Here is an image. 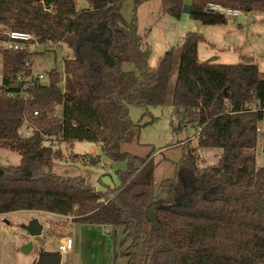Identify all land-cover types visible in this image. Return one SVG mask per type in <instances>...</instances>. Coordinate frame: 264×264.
I'll return each mask as SVG.
<instances>
[{"label": "trees", "instance_id": "obj_1", "mask_svg": "<svg viewBox=\"0 0 264 264\" xmlns=\"http://www.w3.org/2000/svg\"><path fill=\"white\" fill-rule=\"evenodd\" d=\"M124 1L0 0V39L2 30L23 29L40 45L62 43L70 51L61 70L50 68L21 92L13 88L15 79L30 73L37 51L0 50V147L20 156L17 165L0 166V214L41 210L108 225L114 257L128 264H264V165H255L264 71L244 56L231 64L201 61L198 44L204 39L189 30L170 91L175 50L150 66L151 49L137 32L136 13L147 0H131L129 18L122 13ZM160 2L163 14L182 15L185 0ZM208 3L264 13V0H190L189 18L226 24L228 17ZM169 95L179 124L196 131V146L160 181L171 196L154 207L155 225L145 217L154 201L152 152L138 156L120 145L141 127L129 106H164ZM55 105L61 106L60 119L52 116ZM24 120L36 126L29 136L18 132ZM54 141L94 142L107 158L125 161L115 171L118 184L101 191L82 176L55 173L52 164L62 151ZM202 148L221 149L216 163L197 166Z\"/></svg>", "mask_w": 264, "mask_h": 264}, {"label": "rangeland", "instance_id": "obj_2", "mask_svg": "<svg viewBox=\"0 0 264 264\" xmlns=\"http://www.w3.org/2000/svg\"><path fill=\"white\" fill-rule=\"evenodd\" d=\"M81 5L85 2L80 1ZM79 4V5H80ZM131 0H125L122 4V13L129 18L132 10ZM167 16V22L159 21L158 27L151 33H147L151 53L150 66L156 64V58L163 54L165 43H162L164 32L170 28L169 23L173 17ZM244 17L243 21L239 17ZM171 19V20H170ZM169 21V22H168ZM229 24L212 33L200 28L199 32L212 40H203L199 44V59L205 62L237 63L242 57H250L258 68L264 71V13L247 12L239 16H230ZM220 25V24H218ZM212 27V26H209ZM174 29V28H173ZM2 30V34L6 31ZM195 30V29H194ZM34 40L25 46L27 50H36L30 58L31 70L34 74L41 73L52 67L62 69L63 58L70 51L63 45H31ZM34 47V48H33ZM33 49V50H32ZM176 54L175 65L170 79V91L176 77L179 48L174 49ZM130 67V64L126 65ZM129 116L132 121L141 125L136 136L128 142H123L120 149L131 154L144 156L152 152L154 158V171L152 177L151 197L153 202H161L170 198L171 193L162 188L161 180L173 175V166L183 156L188 147H195L196 141L192 138L185 141V137L193 133L189 128H183L179 124L178 117L173 114L169 100L164 106L143 108L137 105L129 106ZM62 151L60 159L53 161L52 170L63 176H82L86 183L96 190H105L106 186L118 184L115 171L125 167V161L111 160L104 156L99 144L90 141H74L71 145L57 143ZM219 148H202L198 150L199 168L216 163L220 155ZM78 155L73 157V155ZM19 154L16 151L0 147V166L17 165ZM255 165H264V119L259 124L257 132V144L255 148ZM32 219H37L42 226V232L38 236H31L24 230V226ZM70 215L64 217L55 213L41 210H17L0 214V264H33L41 249L56 250L62 236H71L74 240V250L61 254L60 264H128L121 256L113 255V235L103 236L101 229L96 224L89 228L87 224L73 222ZM120 231L117 238H121ZM75 240L77 244L75 245ZM31 242L32 248L25 254L20 247ZM145 241L142 242L141 248ZM119 248V247H117ZM120 249V248H119ZM142 260L139 261L141 264Z\"/></svg>", "mask_w": 264, "mask_h": 264}, {"label": "crops", "instance_id": "obj_3", "mask_svg": "<svg viewBox=\"0 0 264 264\" xmlns=\"http://www.w3.org/2000/svg\"><path fill=\"white\" fill-rule=\"evenodd\" d=\"M78 3L80 4L81 2H78ZM185 3L190 4V0H185ZM83 5L84 4H82L81 6H83ZM136 13H137V32L142 36L144 43L149 45V43H152L153 40H151V39L149 40V38L147 37V33H151L154 30V28L158 27L160 20H163V22H167V20H169V19H167L166 14H163L161 11L160 0H147V1L139 4L137 6ZM239 20L243 21L244 17L240 16ZM171 22H173V23H169L170 28H167L166 31L164 32V35H163L162 43H165L163 50H162L163 54L169 49H178L181 46V43H182V40H183L185 33L189 30H194V29L203 37L204 40L209 41V45H214V43L211 44L212 40H209L208 37L203 36L204 34L199 32V29L200 28H204V29L206 28L208 33H210L211 31L213 33L216 30H220L219 28L226 27L229 24L228 21L226 24H220V25H218V24H214V25L202 24L198 21L192 20L191 18H189L188 14H185V13H182V15L177 19L173 18L171 20ZM209 26H212V27H209ZM199 44H198V57H199ZM160 56H161V54L158 56V58ZM158 58H156V62H157ZM182 127L187 128L188 126H182ZM189 128H191L193 130V133L189 134V136H186L184 139H185V141H187L189 139V142H191L192 138L195 139L196 131L194 130V128H192L190 126H189ZM173 172H174V166H173ZM57 215L62 216V217L66 216V215H60V214H57ZM75 223L80 224V222H75ZM81 224L89 225L90 229L92 228V225H93L91 223H81ZM96 227L101 229V231H102L101 233L103 234V236H110L113 232L112 228L108 225L96 224ZM62 237H64V236H62ZM61 238H60V240H61ZM76 244H77V242L75 240V245ZM73 250H74V240H73L72 248L68 251H73Z\"/></svg>", "mask_w": 264, "mask_h": 264}, {"label": "built area", "instance_id": "obj_4", "mask_svg": "<svg viewBox=\"0 0 264 264\" xmlns=\"http://www.w3.org/2000/svg\"><path fill=\"white\" fill-rule=\"evenodd\" d=\"M207 8L211 11L221 12L224 15H226L228 18L230 16H239L241 13L237 9L227 8L217 3H208ZM32 40L35 41V38L29 31L23 30V29L9 28L4 32V37L0 39V50H23L25 49L24 45H27L28 42ZM29 44L40 45L36 41L35 43H29ZM61 44L62 43H55V45H58V46H61ZM51 45H54V44H51ZM69 55L70 54L66 53V57ZM34 78L40 81L44 78V76L41 73L34 74L31 70L30 73H28L27 75H22V74L17 75L15 79V85L20 86V90L22 92L23 90L28 88L29 84L32 82ZM61 111H62L61 106L55 105L52 116L56 119H60L62 116ZM34 114H37V111H34ZM35 129H36V126L34 124H32L31 122L27 120H24L18 132L22 136H29ZM256 129L259 130V126ZM72 246H73V239L71 238V236H64L61 238L59 244L57 245V251L60 254H62L70 250Z\"/></svg>", "mask_w": 264, "mask_h": 264}, {"label": "water", "instance_id": "obj_5", "mask_svg": "<svg viewBox=\"0 0 264 264\" xmlns=\"http://www.w3.org/2000/svg\"><path fill=\"white\" fill-rule=\"evenodd\" d=\"M192 10L191 6L189 4L184 3L182 7V13L189 14ZM13 88H16V85L13 86ZM159 202H152L150 203L146 210H145V217L147 220H149L152 224L158 225L157 220L155 218L153 209ZM24 230L30 234L31 236H38L42 232V226L38 222L37 219H32L24 226ZM32 248V243L28 242L23 244L20 247V250L27 254ZM61 261V254L57 250H47V249H41L40 253L38 255L37 260L34 264H60Z\"/></svg>", "mask_w": 264, "mask_h": 264}, {"label": "flooded vegetation", "instance_id": "obj_6", "mask_svg": "<svg viewBox=\"0 0 264 264\" xmlns=\"http://www.w3.org/2000/svg\"><path fill=\"white\" fill-rule=\"evenodd\" d=\"M34 263H35V262H34ZM34 263H33V264H34ZM50 264H52V263H50Z\"/></svg>", "mask_w": 264, "mask_h": 264}]
</instances>
